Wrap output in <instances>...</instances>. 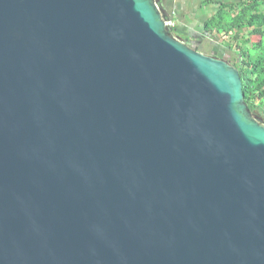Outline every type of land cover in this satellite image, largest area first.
<instances>
[{
	"label": "water",
	"instance_id": "water-1",
	"mask_svg": "<svg viewBox=\"0 0 264 264\" xmlns=\"http://www.w3.org/2000/svg\"><path fill=\"white\" fill-rule=\"evenodd\" d=\"M159 0H0V264H264V126Z\"/></svg>",
	"mask_w": 264,
	"mask_h": 264
},
{
	"label": "trees",
	"instance_id": "trees-1",
	"mask_svg": "<svg viewBox=\"0 0 264 264\" xmlns=\"http://www.w3.org/2000/svg\"><path fill=\"white\" fill-rule=\"evenodd\" d=\"M230 1V4H221L217 14L202 29L208 36L218 34L223 39H231L233 45L237 42L247 46V40L253 39L246 51L239 53V62L233 65L242 80L245 104L252 112L256 102L264 100V0ZM170 33L188 41L176 32ZM228 48L232 46L229 44Z\"/></svg>",
	"mask_w": 264,
	"mask_h": 264
},
{
	"label": "rangeland",
	"instance_id": "rangeland-1",
	"mask_svg": "<svg viewBox=\"0 0 264 264\" xmlns=\"http://www.w3.org/2000/svg\"><path fill=\"white\" fill-rule=\"evenodd\" d=\"M229 3L232 1H228ZM166 11V9L164 8ZM175 13H174V11ZM168 15L174 16L172 21H167L169 26L179 27L176 33L180 37H185L188 41H182L177 36H172L174 39L180 41L188 48L197 51L207 57H219L226 61L229 65L233 66L239 62V53L245 52L247 47H249L253 39L247 40V46L243 44L233 45L231 39H223L220 35L208 36L203 32V25L205 16H201L203 9L201 8H190V7H175L168 8ZM206 12V10H204ZM174 13V14H173ZM198 14V15H197ZM200 16V17H198ZM187 34V35H186ZM231 41V43H229ZM229 44L232 49H229ZM252 116L257 120L262 126H264V100L257 101L254 109L252 110Z\"/></svg>",
	"mask_w": 264,
	"mask_h": 264
},
{
	"label": "crops",
	"instance_id": "crops-1",
	"mask_svg": "<svg viewBox=\"0 0 264 264\" xmlns=\"http://www.w3.org/2000/svg\"><path fill=\"white\" fill-rule=\"evenodd\" d=\"M228 1L230 0H159L158 6L161 9V11L164 12V15L166 12H168L167 9L170 7L175 8V7L185 6L187 8L188 7L201 8L203 9L201 16H205V20H204V23H205L217 14L221 4L231 3V2L229 3ZM164 8L166 9V11L164 10ZM204 10H206V12H204Z\"/></svg>",
	"mask_w": 264,
	"mask_h": 264
},
{
	"label": "flooded vegetation",
	"instance_id": "flooded-vegetation-1",
	"mask_svg": "<svg viewBox=\"0 0 264 264\" xmlns=\"http://www.w3.org/2000/svg\"><path fill=\"white\" fill-rule=\"evenodd\" d=\"M167 13H168V12H166L165 15H164V19H165V21H166V22H167V21H172V20H173V17H172L171 15H168ZM177 29H178L177 27H171V28H170V31H172V32H176ZM186 35H187V34H186ZM212 58L218 59V60H220V61L224 60V59L219 58V57H216V56H213ZM223 62H226V61H223Z\"/></svg>",
	"mask_w": 264,
	"mask_h": 264
},
{
	"label": "built area",
	"instance_id": "built-area-1",
	"mask_svg": "<svg viewBox=\"0 0 264 264\" xmlns=\"http://www.w3.org/2000/svg\"><path fill=\"white\" fill-rule=\"evenodd\" d=\"M166 23H167V22H166ZM167 25L169 26V23H167ZM169 27H170V26H169ZM171 27H173V26H171ZM171 27H170V28H171Z\"/></svg>",
	"mask_w": 264,
	"mask_h": 264
}]
</instances>
